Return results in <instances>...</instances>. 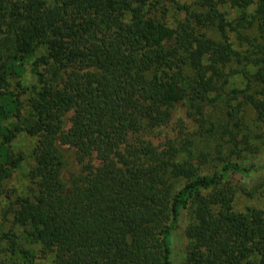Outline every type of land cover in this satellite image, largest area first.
<instances>
[{
	"label": "trees",
	"instance_id": "1",
	"mask_svg": "<svg viewBox=\"0 0 264 264\" xmlns=\"http://www.w3.org/2000/svg\"><path fill=\"white\" fill-rule=\"evenodd\" d=\"M257 139L264 0H0V264H264Z\"/></svg>",
	"mask_w": 264,
	"mask_h": 264
},
{
	"label": "rangeland",
	"instance_id": "2",
	"mask_svg": "<svg viewBox=\"0 0 264 264\" xmlns=\"http://www.w3.org/2000/svg\"><path fill=\"white\" fill-rule=\"evenodd\" d=\"M174 14L175 13H173V15ZM206 33L210 37H216L212 30H207ZM32 83H34V79L29 75L24 78V83L22 82V84L26 87H29V85H31ZM184 114H185L184 108L181 107L180 104H178L173 113L172 121L169 124V126L163 130L157 131L156 134L151 137V141L155 145L163 143V141H165L167 137H172L176 133V131L178 132L181 126L187 125L188 120L186 119ZM252 126L254 125L252 124ZM254 139L256 138L254 137ZM257 140L258 142L252 143V148H250L251 154L248 156H249V159L253 160V162L256 163L255 167L259 169L257 171L252 172L249 178H244L241 181L244 182V185L246 186L248 191L254 192V193L256 191L257 193H259L258 195H260L261 193H264V142H262L260 139H257ZM32 146H33V139L26 135H20L16 139L15 144H14L15 150L23 152L25 155H29ZM60 149L62 150L65 156V160L67 162V166L65 167L62 173V177L64 180L68 181L70 174L74 172H78L81 166L77 162L75 151L73 149L68 148L66 146H61ZM29 161L30 159L28 158L26 162H29ZM26 162L22 165V168L18 169L14 173L10 181L5 183L4 188L7 191H10V193L14 192V194H18V195L26 194L27 182H28L27 177H26V171H27V166L29 165ZM244 203L248 205H250L251 203H254L260 207L263 206L262 200L251 201L248 199V197H245ZM4 207H5L4 199H0V223L3 221L2 213H3ZM186 222H187V219L186 220L185 219L183 220L182 218L179 219V222L177 223V226H176V230L173 232L172 247H173V254H174L173 256L175 257V262L178 261V258L180 257L179 254H181L183 250V246L185 244L184 233H185V228H186ZM3 225H4L3 229L5 231H8V229H10V225L7 222L3 223ZM14 231L17 232V234H19L17 230H14ZM25 245L26 244H24V246Z\"/></svg>",
	"mask_w": 264,
	"mask_h": 264
}]
</instances>
